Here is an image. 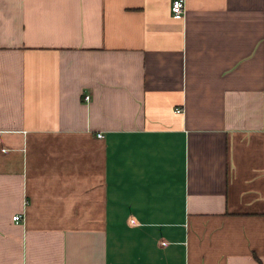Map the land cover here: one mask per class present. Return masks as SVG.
<instances>
[{"label":"crops","instance_id":"obj_1","mask_svg":"<svg viewBox=\"0 0 264 264\" xmlns=\"http://www.w3.org/2000/svg\"><path fill=\"white\" fill-rule=\"evenodd\" d=\"M172 1L0 0V264H264V0Z\"/></svg>","mask_w":264,"mask_h":264},{"label":"built area","instance_id":"obj_2","mask_svg":"<svg viewBox=\"0 0 264 264\" xmlns=\"http://www.w3.org/2000/svg\"><path fill=\"white\" fill-rule=\"evenodd\" d=\"M171 12H172L173 17H175V18L183 17V15L185 13V1L184 0H173L172 3H171ZM84 99L88 100L89 99V95H85ZM178 111L180 112L181 109H178ZM97 136L98 137H102V134L98 133ZM21 219H22V217L19 214H16V215H14L12 217V220L15 223L20 222Z\"/></svg>","mask_w":264,"mask_h":264}]
</instances>
